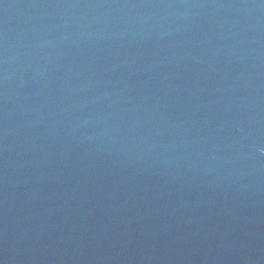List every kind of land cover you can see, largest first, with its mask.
I'll use <instances>...</instances> for the list:
<instances>
[{"label":"water","instance_id":"1","mask_svg":"<svg viewBox=\"0 0 264 264\" xmlns=\"http://www.w3.org/2000/svg\"><path fill=\"white\" fill-rule=\"evenodd\" d=\"M0 264H264V0H0Z\"/></svg>","mask_w":264,"mask_h":264}]
</instances>
